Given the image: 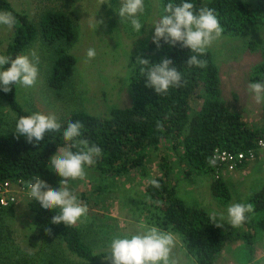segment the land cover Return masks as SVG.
Listing matches in <instances>:
<instances>
[{"label":"trees","instance_id":"obj_1","mask_svg":"<svg viewBox=\"0 0 264 264\" xmlns=\"http://www.w3.org/2000/svg\"><path fill=\"white\" fill-rule=\"evenodd\" d=\"M189 2L196 9H214L223 32L230 36L246 38L264 26V0ZM168 3L179 4L181 0H162V15ZM0 11L11 12L16 21L4 43V55L14 58L37 37L41 38L54 48L47 85L55 91L62 90L76 62L74 55L57 46L59 42L67 43L75 39L70 17L64 12L50 10L36 23L26 13L13 8L8 0H0ZM160 44L161 47L157 48L151 40L129 56L130 105L113 108L107 116L92 115L85 111L71 112L58 119L61 124L59 131L47 132L44 139L37 143H29L25 137H17L14 133L18 118L30 114L16 98L17 86L13 85L7 93L0 89V100L14 113L11 127L0 129V182L20 179L28 184L30 181L34 183L33 178L36 176L46 179L50 170V157L57 149L69 147L73 143L63 138L68 122L81 121L84 127L77 139L87 140L89 145L95 144L102 149V155L96 158L95 165L87 168L109 176L127 175L133 169L142 167L149 152L157 150L161 143L167 141L180 161L212 177L210 189L213 197L221 202L227 201L229 193L224 177L208 164V158L215 148L230 152L255 148L257 140L264 136V128L249 126L239 113L232 111L221 100L218 67L210 51L207 50L200 57L207 61L206 68L189 67L186 61L193 54L190 49L182 48L179 43L170 46L163 39ZM248 44L251 49L256 47L255 41L251 39ZM261 49L263 59L254 66L250 75L251 80L258 82H264V43ZM138 56L148 58L151 62H159L162 58L172 59L173 65L182 73V86L172 87L161 95L154 88L146 87L147 78L140 71L142 66L136 63ZM193 105L197 108L191 113ZM72 151L78 149L73 148ZM158 165L160 172L152 179L158 180L160 187L152 186L149 181L145 188L146 195L149 200L160 204L161 227L181 237L187 253L197 264H214L215 257L226 243L240 238L250 239L248 232L246 236L239 233L241 227L233 228L219 216L213 220L212 215L202 207L186 205L177 195L168 158L161 155ZM185 170L188 171L187 168ZM248 202L254 206L258 218L256 226L263 230L264 186ZM10 206H0V214ZM26 207L32 213L35 225L28 235V242L32 246H38L40 237L44 235L45 239L60 242L69 254L80 258L84 264H100L101 259L110 255L104 251L94 252L76 225L52 223V217L59 214V209L45 210L32 197L26 200ZM248 222H244L246 227H250Z\"/></svg>","mask_w":264,"mask_h":264},{"label":"rangeland","instance_id":"obj_2","mask_svg":"<svg viewBox=\"0 0 264 264\" xmlns=\"http://www.w3.org/2000/svg\"><path fill=\"white\" fill-rule=\"evenodd\" d=\"M8 1L13 8L26 13L36 23L46 11L64 12L72 20L75 30L73 41H62L57 45L76 59L60 91L47 85L54 57L53 46L37 37L20 53L34 50L39 57L35 85L30 88L16 85V98L24 109L30 114L52 113L59 119L74 111L107 116L113 108L131 104L128 87L129 56L152 40V24L162 16V0H145V12L139 17L143 24L140 33L135 32L127 20L121 22L116 11L121 6V0H106L101 5L100 0ZM94 19L103 21L96 29L92 26ZM8 32L10 29L7 26H0V55H4ZM249 39L255 41V48L249 47ZM263 43L264 26H260L246 38L223 32L207 49L218 67L221 100L232 111L239 113L244 122L256 129L264 128V102H255L254 95L248 91V85L250 82H258L251 80L250 75L254 66L263 59ZM89 48H94L97 53L92 60L86 57ZM196 108L193 105L191 113ZM13 120L14 113L0 100V129L11 127ZM169 146L167 141L161 143L157 150L149 152L142 167L133 169L127 175L109 176L86 167L84 179L69 181V190L88 207L87 216L82 217L76 227L94 252L110 253L111 239L134 233L138 221L143 220L148 225L162 228L160 204L149 200L145 190L150 179L160 172L158 161L161 155L166 156L171 163L178 197L186 205L202 207L209 214L215 213V217L219 216L227 222V208L230 204L249 203L251 196L264 186V148L257 150L252 160H247L232 172L222 169L229 199L221 202L211 193L212 177L180 161ZM49 165V175L43 180L51 187L59 188L62 178ZM29 191L20 194L17 202L0 214V264H84L80 258L69 254L60 242L45 239L44 235L40 237L38 246L28 242V235L35 227L33 215L26 207V200L31 198ZM246 215H250V220L247 219L250 227L243 223L238 231L244 236L248 232L250 239L240 238L226 243L215 257L214 264H264V229L256 226L258 218L255 212ZM162 229L175 236L172 256L177 264H197L187 253L181 237L170 229ZM105 258L100 260V264H111Z\"/></svg>","mask_w":264,"mask_h":264},{"label":"clouds","instance_id":"obj_3","mask_svg":"<svg viewBox=\"0 0 264 264\" xmlns=\"http://www.w3.org/2000/svg\"><path fill=\"white\" fill-rule=\"evenodd\" d=\"M105 2L106 0H100V5ZM116 11L121 22L127 20L133 30L140 33L143 24L139 17L145 12V0H121V6ZM163 11L165 14L152 24L153 43L157 48L161 47V39L170 46L179 43L182 48H188L193 53L186 61L189 67L206 68L207 61L200 57L205 55L207 49L223 33L215 10L209 7L196 9L189 0H181L179 4H166ZM15 22L11 12L0 11V26L11 29ZM100 23L103 21L95 20L92 26L96 29ZM96 54L94 48H89L86 57L92 60ZM38 62L39 57L34 50L18 54L14 58L0 55V89L7 93L13 85L33 87L38 78ZM136 63L142 66L140 71L147 78L146 87L154 88L157 94H166L170 88L182 86V73L173 65L172 59L162 58L159 62H151L148 58L138 56ZM248 91L254 95L257 104L264 102V82H250ZM83 127L81 121H69L63 131V138L73 143L69 147L57 149L50 157L51 169L62 178L59 188L51 187L39 176L33 178L34 183H28L29 195L45 210L59 209V214L52 217L54 224L74 226L88 214L87 205L82 204L67 187L70 180L84 179L86 166L95 165L96 158L102 155L99 146L77 139L82 135ZM60 129L61 124L55 114L33 112L18 118L14 133L17 137H25L29 143H37L44 139L47 132ZM73 148L78 151H72ZM219 159V155H214L208 158V164L215 166ZM150 183L156 188L160 187L156 179H151ZM254 211L252 203L230 204L227 208L228 223L231 227L238 228L248 219L246 214ZM211 218L215 220V213ZM137 225L134 233L114 236L111 239L110 255L105 259L110 260L111 264H177L172 256L175 247V236L172 232L156 225H148L143 220L138 221ZM216 225L222 227L220 224Z\"/></svg>","mask_w":264,"mask_h":264},{"label":"built area","instance_id":"obj_4","mask_svg":"<svg viewBox=\"0 0 264 264\" xmlns=\"http://www.w3.org/2000/svg\"><path fill=\"white\" fill-rule=\"evenodd\" d=\"M264 148V136L259 138L256 142L255 148L241 150L237 152H230L226 149L215 148L210 157L219 155L216 165L212 166L216 169L218 174H221L222 169L232 172L238 166H241L245 160H252L255 157L257 150ZM29 190L28 184H24L22 180L18 179L14 182L4 180L0 182V206L6 207L17 202L20 194Z\"/></svg>","mask_w":264,"mask_h":264},{"label":"crops","instance_id":"obj_5","mask_svg":"<svg viewBox=\"0 0 264 264\" xmlns=\"http://www.w3.org/2000/svg\"><path fill=\"white\" fill-rule=\"evenodd\" d=\"M243 168V167H242Z\"/></svg>","mask_w":264,"mask_h":264}]
</instances>
